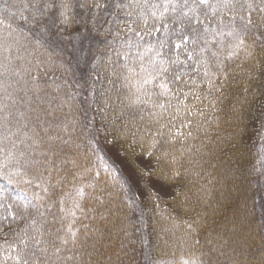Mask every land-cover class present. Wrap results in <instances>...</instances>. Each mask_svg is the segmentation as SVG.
<instances>
[{
    "label": "snow or ice",
    "instance_id": "snow-or-ice-1",
    "mask_svg": "<svg viewBox=\"0 0 264 264\" xmlns=\"http://www.w3.org/2000/svg\"><path fill=\"white\" fill-rule=\"evenodd\" d=\"M249 140L264 180V0H0V264H204L189 193Z\"/></svg>",
    "mask_w": 264,
    "mask_h": 264
},
{
    "label": "trees",
    "instance_id": "trees-1",
    "mask_svg": "<svg viewBox=\"0 0 264 264\" xmlns=\"http://www.w3.org/2000/svg\"><path fill=\"white\" fill-rule=\"evenodd\" d=\"M225 127H227V125H225ZM227 149L228 148H224L222 153L219 149H214V151H216V156L212 160V163L215 167L206 168L205 179L200 181L201 183H206V180L211 181L210 184L206 185V191L198 192L196 188H193L189 193L192 198V204L190 206L195 208V210L200 214L201 219V227L198 236L200 240V248L197 255H200L201 259L206 264H210L211 260L215 259V255L212 250L213 247L218 246L219 248H223V243L228 240L227 237L231 236L235 228H238L240 231H245L247 227L252 225L254 226L253 229H255L252 214H255V210H262L258 201L259 198L257 197L258 203L254 206L250 193H247V202L251 207V211L244 210L239 207L238 204L226 206L229 203V200H232V198L236 197V195L238 196L243 189L248 187L246 185L247 177L243 176L242 171H240L241 164H244L247 158L246 145L241 148L238 153L232 154L233 156L227 153ZM85 150L90 151L87 146H85ZM228 157H232V159L229 160ZM238 164L240 167L237 166ZM244 167L245 166L242 168L246 170V167ZM106 178L110 182L108 191L111 195L115 196L119 191L118 185L116 187H112L111 177ZM176 179L179 181L181 178L178 177ZM0 183L3 182L0 181ZM9 191L15 192L17 190L10 187ZM20 196L22 198V192L20 193ZM261 200H264L263 197ZM224 205L226 206L225 210L219 209ZM161 207L165 209H172L175 205L171 208H167L165 205H161ZM129 215L131 216L132 214L129 213ZM145 219L148 220L150 225H152L155 230V232L153 231L152 233V242L150 245L152 252L158 256V250L161 249L162 245L158 240L157 234L163 221L160 220L157 210L154 209V206L151 203H146ZM133 222H135V218H133ZM97 224L101 225L102 222L97 221ZM246 235H249V237L244 241L247 242L248 240L254 251H258L260 246L261 248L264 246V239L262 236L256 237L252 232L246 233ZM252 235H254V237ZM210 256L211 259H209Z\"/></svg>",
    "mask_w": 264,
    "mask_h": 264
},
{
    "label": "rangeland",
    "instance_id": "rangeland-1",
    "mask_svg": "<svg viewBox=\"0 0 264 264\" xmlns=\"http://www.w3.org/2000/svg\"><path fill=\"white\" fill-rule=\"evenodd\" d=\"M101 145L103 146V140L100 141ZM247 147V158L246 162L241 164L240 171H242L243 176L247 177L246 179V189H243L241 193L236 195V197L232 198V200H229V203L226 205L233 206L234 204H238L239 207L243 208L244 210L251 211L250 205L247 202V193H250L254 206L258 203L257 197L259 198V203L262 210H255V214H252V217L254 218V224L255 229H253L254 226H249L244 231H240L238 228H235L232 232L231 236H228V240L223 243V248H220L218 246L213 247V253H214V260H211L210 264H264V246H260L258 251H254L251 245L249 244L248 240L245 242L244 240L248 239L249 235H246V233L252 232L256 237L262 236L264 239V200H261L262 197L264 199V180L259 177L258 174L249 173L250 164L249 161L251 160L253 154L256 152L255 149L251 146V141L249 140L246 144ZM116 149L107 150L106 152L109 156H112L113 159H116L114 153ZM227 153L233 156L232 151L230 149H227ZM117 166L121 167V161L117 160ZM136 162L135 156L132 157L131 161H127L123 167H124V174L127 176L129 175L131 171V165ZM247 165V166H246ZM142 166V165H141ZM240 167V165H237ZM245 166L246 170L242 167ZM236 167V166H235ZM244 167V168H245ZM176 187H180V184L177 183ZM237 194V192H236ZM246 199V201H245ZM167 200V198H166ZM146 203H152L150 200H146ZM163 205L167 208L174 207L170 202H165ZM226 206H222V210L226 209ZM155 209V208H154ZM156 210V209H155ZM263 217V218H262ZM253 229V230H252ZM149 231H152L153 233V226L151 225V228ZM155 232V230H154ZM254 235H252L254 237ZM151 238L152 235L149 236V242L151 244ZM252 238V237H251ZM261 239V238H260ZM156 242V241H155ZM262 243V242H261ZM160 252V250H158ZM256 252V253H255ZM211 259V256L209 257ZM215 261V262H214ZM204 264H206L204 262Z\"/></svg>",
    "mask_w": 264,
    "mask_h": 264
}]
</instances>
